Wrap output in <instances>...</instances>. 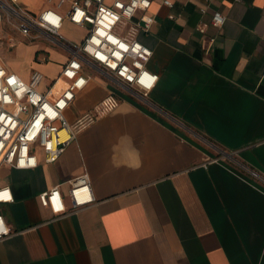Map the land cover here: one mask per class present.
<instances>
[{
	"label": "crops",
	"instance_id": "crops-1",
	"mask_svg": "<svg viewBox=\"0 0 264 264\" xmlns=\"http://www.w3.org/2000/svg\"><path fill=\"white\" fill-rule=\"evenodd\" d=\"M24 1L33 13L49 6ZM151 1V32L137 34L159 75L150 103L117 91L120 106L58 162L40 154L33 170L0 169L15 197L0 213L18 232L0 243V264H264V0ZM94 77L67 111L72 124L115 90ZM84 172L96 204L53 221L39 195L60 185L67 198Z\"/></svg>",
	"mask_w": 264,
	"mask_h": 264
},
{
	"label": "built area",
	"instance_id": "built-area-1",
	"mask_svg": "<svg viewBox=\"0 0 264 264\" xmlns=\"http://www.w3.org/2000/svg\"><path fill=\"white\" fill-rule=\"evenodd\" d=\"M21 1L0 0V40L6 39L4 33L12 29L29 42L55 46L66 57L60 73L50 83L38 70L28 81L23 80L0 60V169L33 170L39 165L40 154L47 164H55L82 130L115 111L120 106L117 91L149 104L159 75L147 67L153 50L137 38L139 32H151L155 20L148 14L151 0H47L49 6L39 13H33ZM162 3L173 7L171 0ZM226 21L225 15L215 12L211 25L222 28ZM66 22L86 29L80 42L62 36ZM207 27L205 24L197 29L205 33ZM10 45L15 44L11 41ZM47 52L40 50V63L50 62ZM95 75L115 90L72 124L67 111ZM61 80L67 85L55 94ZM252 176L259 178L256 172ZM39 201L51 212L53 221L96 204L87 172L72 180L67 198L58 185L41 193ZM14 202L11 187H0V205ZM0 225V243L18 234L1 213Z\"/></svg>",
	"mask_w": 264,
	"mask_h": 264
},
{
	"label": "rangeland",
	"instance_id": "rangeland-1",
	"mask_svg": "<svg viewBox=\"0 0 264 264\" xmlns=\"http://www.w3.org/2000/svg\"><path fill=\"white\" fill-rule=\"evenodd\" d=\"M24 2L32 9L38 5V0H25ZM4 34H6V39L0 40V60L11 73L23 76L32 73L34 65L39 62V60L34 59V53L40 50L50 52V63L47 64V68L43 69L46 79H53L59 73L57 64L64 61V54L58 48L46 42H29L12 29L6 30ZM61 34L72 42H78L85 35L83 31L69 23H65ZM10 36L13 37V40H10ZM11 41L15 44L14 47L10 45Z\"/></svg>",
	"mask_w": 264,
	"mask_h": 264
},
{
	"label": "snow or ice",
	"instance_id": "snow-or-ice-1",
	"mask_svg": "<svg viewBox=\"0 0 264 264\" xmlns=\"http://www.w3.org/2000/svg\"><path fill=\"white\" fill-rule=\"evenodd\" d=\"M0 231H3V227H2V225H0Z\"/></svg>",
	"mask_w": 264,
	"mask_h": 264
}]
</instances>
